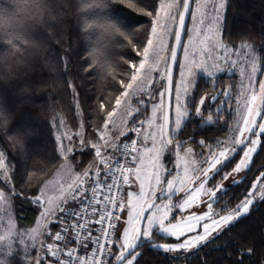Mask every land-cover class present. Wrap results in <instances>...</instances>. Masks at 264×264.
<instances>
[{
    "label": "snow or ice",
    "instance_id": "1",
    "mask_svg": "<svg viewBox=\"0 0 264 264\" xmlns=\"http://www.w3.org/2000/svg\"><path fill=\"white\" fill-rule=\"evenodd\" d=\"M7 2L14 7L0 5V43L9 49V57L0 59V81L7 77L26 85L23 77L38 59L40 47L30 29H63L69 14L78 24L81 14H86L84 39L96 34L85 58L90 66L87 78L93 85L104 82L103 88L119 95L110 108L100 95L97 106L87 99L89 93L97 99L95 88L82 96L77 85L65 82L71 90L69 112L74 115L53 108L50 127L65 161L57 175L68 172L69 154L91 151L94 161L58 184L41 181L29 197L25 190L31 178L28 183L21 179L19 185L16 180L37 153L25 147L31 130L11 126L12 105L0 91V138L15 153L10 158L0 145V264H138L145 245L189 264L225 227L249 213L257 198L264 200V172L239 196L225 199L230 187L244 183L246 177H235L250 170L264 137V78L258 90L256 79L258 73L264 77V56L251 43L236 47L222 39L226 0H138L150 20L143 38L136 40L130 38L132 24L110 15L119 7L114 0ZM25 20L31 24L20 29ZM137 45L138 63L124 59L120 64L115 49ZM221 61L239 68L238 88L229 85L197 101V69L211 83L222 70ZM174 65L178 80H174ZM206 99L212 104L204 120ZM85 109L99 121L89 123L87 133L86 119L92 117L86 118ZM228 109L238 117L232 135L214 144L200 140L199 152L186 147L192 138L182 139V130L193 113L212 124L213 111L219 120ZM69 120L74 132L69 130ZM40 157L37 170L43 172L48 158L42 153ZM50 191L58 194L49 195ZM17 200L40 209L35 227H17ZM157 236L167 242L155 243ZM251 254V249H237V264H244V256ZM201 264L206 262L202 259Z\"/></svg>",
    "mask_w": 264,
    "mask_h": 264
},
{
    "label": "trees",
    "instance_id": "2",
    "mask_svg": "<svg viewBox=\"0 0 264 264\" xmlns=\"http://www.w3.org/2000/svg\"><path fill=\"white\" fill-rule=\"evenodd\" d=\"M78 2V0H77ZM119 7H114L110 15L116 18H122L128 24H132L131 32L134 34L130 38L133 40L142 39L144 29L148 26L149 17L144 15L147 9H143L138 0H114ZM0 5L8 8L14 5L7 0H0ZM121 8L123 11H121ZM86 14H81L79 24L77 19L69 14L65 19L63 29L57 28L55 31L45 30L43 27H35L30 29L33 39L39 42V57L28 69L23 77L24 83H18L16 80H10L9 83L0 81V91L5 92L12 105L11 126L17 128L30 129L31 135L27 137L26 148L35 150L36 155L32 158V163L24 169V175H18L16 184L19 185L20 180L28 183V177L31 183L25 190V194L29 197L37 192V188L41 186V181L48 180L62 162L59 155V145L54 140L55 132L50 127L53 108L63 110L67 116L74 115L69 112V102L71 101V90L66 89V81H71L79 87L81 95L88 89L95 88L97 99H92V94L87 96L89 104L98 106V97L104 95L109 108L115 102V96L119 92H113L110 88H103L102 81H97L93 85L87 78L90 66L85 64V58L88 56L87 49L93 46L96 39L94 32L90 33L91 39L85 40L83 33V18ZM19 19V17H18ZM139 20V24L135 23ZM31 21H24L18 27L20 29L28 28ZM224 39L239 43H251L257 50L258 54L264 56V0H227L225 17H224ZM127 44V41H125ZM139 46H126L115 49L119 55L117 60L123 64L124 59L137 62L140 59L136 55ZM9 57V49L6 45L0 43V59ZM65 60L67 65H65ZM125 67H127L125 65ZM119 71V70H118ZM129 73L131 69L128 70ZM119 79V77H117ZM127 81V77H125ZM231 85H238V75L220 74L215 77L211 83L204 75H201L198 82V91L194 93L195 99L198 98L214 84L219 82H229ZM117 87L119 84L117 83ZM235 90V89H232ZM59 114V113H58ZM85 115L92 117V120L86 119L87 125L95 121L94 113L90 109H85ZM78 123V121H77ZM218 123V120L212 124L204 123L200 118L192 115L185 122L182 130V139L192 138L189 146L195 148L197 152L201 149L198 145L200 140H207L210 144H214L219 138L227 135L230 130ZM69 130L75 131L76 127L69 120ZM0 145L6 148L9 157L15 155L14 150L0 138ZM40 153L48 158L47 169L43 172L37 170ZM71 161L76 169L84 170L92 163L94 155L91 151L83 153H75L70 155ZM16 167L19 168V161ZM264 172V137L261 138V145L254 156L250 174H261ZM28 173V176L26 175ZM250 188L246 181L244 183L232 187L228 193L230 197L239 196L246 189ZM235 203V201H233ZM16 217L20 224L31 226L35 223L39 209L27 203L21 204L19 200L16 202ZM166 238L155 237L154 241H163ZM237 249L247 252L252 250L251 255L244 256V264H259L264 260V200H259L252 206L249 213L240 217L235 222L228 225L215 240L210 242L207 247L200 250L189 264H201L203 259L206 264H237ZM143 255L138 264H183L182 261H173L170 255L163 252L153 250L145 245Z\"/></svg>",
    "mask_w": 264,
    "mask_h": 264
},
{
    "label": "flooded vegetation",
    "instance_id": "3",
    "mask_svg": "<svg viewBox=\"0 0 264 264\" xmlns=\"http://www.w3.org/2000/svg\"><path fill=\"white\" fill-rule=\"evenodd\" d=\"M238 75V74H237ZM231 85L230 81L229 82H225V83H222V82H219L218 84H214L213 83V86L210 87V89L206 92H204L201 96H205V97H210L211 95H215L216 93L218 92H221L225 89H228V86ZM238 87V86H237ZM231 91H233V93L235 92V90H232V89H229ZM200 96V97H201ZM200 97L198 98V100L200 99ZM223 99V97L221 98ZM197 100V101H198ZM235 100V96H233V99L230 103H233ZM217 104H219V101L216 102ZM212 104V101L210 99H206L205 101V105H204V110H203V117H204V120H206L207 118V115L209 114V112L207 111V109L209 108V106ZM232 105V104H231ZM213 115V122L217 121V113L215 111H213L211 113ZM194 115V113L192 114ZM220 115V119L218 120V123L222 126H226L228 127L227 130H230V129H233L234 126H235V121L237 119V114L235 113V111H232L231 109H228V110H225L223 111L222 113L219 114ZM203 121V120H202ZM204 122V121H203ZM231 133V131L227 134L229 135ZM225 135V136H227ZM223 136V137H225ZM259 148V147H258ZM257 153V152H256ZM256 153L253 155V159H254V156L256 155ZM253 159H252V162H251V167H252V163H253ZM251 169V168H250ZM250 174V170H247V171H243L242 173L238 174L235 179L239 180L241 179L242 177H246L245 181H246V184H248L250 187H251V183L255 180V178H257L258 176H260V174L256 175V174H253L251 177H247L248 175ZM227 187H230L231 186V179H229L227 182H226V185ZM232 187H230L231 189ZM230 192V191H229ZM260 199L257 198V200L254 201L253 205L256 204ZM250 206V209L252 208V206ZM250 211V210H249ZM246 215V214H245ZM244 216V215H243ZM242 217V216H241ZM240 218V217H239ZM238 218V219H239ZM236 219V220H238ZM235 220V221H236ZM234 221V222H235ZM233 223V222H232ZM231 224V223H230ZM229 224V225H230ZM226 228V227H225ZM224 228V229H225Z\"/></svg>",
    "mask_w": 264,
    "mask_h": 264
},
{
    "label": "rangeland",
    "instance_id": "4",
    "mask_svg": "<svg viewBox=\"0 0 264 264\" xmlns=\"http://www.w3.org/2000/svg\"><path fill=\"white\" fill-rule=\"evenodd\" d=\"M226 4H227V0H226ZM225 9H226V6H225ZM225 9L224 10H222L223 11V15H224V17H225ZM189 26H190V22H189ZM222 39H224V29H223V33H222ZM226 42H228V43H230L231 45H235L236 47H239V45L240 44H248V43H239V44H234L233 42H231V41H228V40H226V39H224ZM185 41H186V39H185ZM181 57H182V54H181ZM233 58H235V57H233ZM138 61L139 60H137V63H138ZM208 63L209 64H211L212 63V61H208ZM221 65H222V70L220 71V72H218L217 74H216V77L218 76V75H220V74H231V73H233V71H235V73L236 74H238V85L237 86H239V81H240V79H241V77H240V75H239V68H235V69H232V68H230L225 62H223V61H221ZM201 75H204L205 76V74L201 71V70H199V69H197V80H198V78L201 76ZM178 76H179V69H178V67H177V73H176V79L175 80H178ZM206 77V76H205ZM207 78V77H206ZM262 78H264V77H261L260 76V74L258 73L257 74V77H256V79H257V90H258V82H259V80L260 79H262ZM127 82V81H126ZM238 88V87H237ZM232 104V107L234 108L235 107V100H234V102L233 103H231ZM149 115H150V111H149V113H148ZM237 119H238V117H237ZM237 119H236V121H235V126H234V128L233 129H235V127H236V125H237ZM258 120H259V118H257ZM71 131V130H70ZM230 135H232V132L229 134V135H227V136H225V137H221V138H219L218 140H224L226 137H228V136H230ZM64 143L65 144H67V140H65L64 141ZM187 146H189V145H186V147ZM192 147V146H191ZM193 148V147H192ZM193 151L194 152H197L196 150H195V148H193ZM70 155L71 154H69V159H68V161H67V163L70 165V168H69V170H68V172H63V173H61V175H57V172H59L60 171V165L62 164V163H65V161L63 160V157H62V162H61V164L57 167V169L54 171V173H53V175L48 179V180H53L54 181V185L55 184H58V183H60L69 173H75V172H81V171H79L78 169H76V167H75V165H74V163L71 161V159H70ZM189 160L190 161H192L193 163H195L196 162V158L194 157V156H190L189 157ZM93 161H94V159H93ZM92 161V162H93ZM90 165V164H89ZM87 168V167H86ZM85 168V169H86ZM83 171V170H82ZM243 172V171H242ZM241 172V173H242ZM58 193H56L55 191H50L49 192V195H57ZM39 211H40V209H39ZM37 219H39V215H38V217H37ZM36 219V220H37ZM238 219V218H237ZM36 225H35V223L33 224V225H31V226H25V225H23V224H20L19 222H18V220H17V227L18 228H20L21 230L22 229H24V228H30V227H35ZM155 243H164V242H167V240H163V241H154ZM17 264H19V262H17Z\"/></svg>",
    "mask_w": 264,
    "mask_h": 264
},
{
    "label": "water",
    "instance_id": "5",
    "mask_svg": "<svg viewBox=\"0 0 264 264\" xmlns=\"http://www.w3.org/2000/svg\"><path fill=\"white\" fill-rule=\"evenodd\" d=\"M189 22L190 21H186V24L189 26ZM186 39V37H185ZM176 73H177V66H173V76H174V80L176 79Z\"/></svg>",
    "mask_w": 264,
    "mask_h": 264
},
{
    "label": "clouds",
    "instance_id": "6",
    "mask_svg": "<svg viewBox=\"0 0 264 264\" xmlns=\"http://www.w3.org/2000/svg\"><path fill=\"white\" fill-rule=\"evenodd\" d=\"M3 82L7 84L10 82V80L7 77H5V78H3Z\"/></svg>",
    "mask_w": 264,
    "mask_h": 264
},
{
    "label": "built area",
    "instance_id": "7",
    "mask_svg": "<svg viewBox=\"0 0 264 264\" xmlns=\"http://www.w3.org/2000/svg\"><path fill=\"white\" fill-rule=\"evenodd\" d=\"M92 164H93V162H92L90 165H92ZM90 165H89V166H90ZM89 166H88V167H89ZM88 167H87V168H88ZM33 206H35V205H33ZM35 207H36V206H35ZM36 208H37V207H36ZM52 227H53V229H55L56 226L53 225Z\"/></svg>",
    "mask_w": 264,
    "mask_h": 264
}]
</instances>
